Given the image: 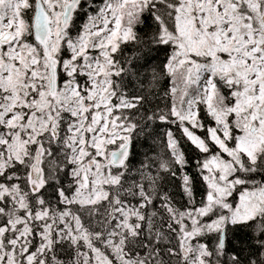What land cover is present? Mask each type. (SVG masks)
Returning <instances> with one entry per match:
<instances>
[{
	"label": "snow or ice",
	"instance_id": "snow-or-ice-1",
	"mask_svg": "<svg viewBox=\"0 0 264 264\" xmlns=\"http://www.w3.org/2000/svg\"><path fill=\"white\" fill-rule=\"evenodd\" d=\"M0 264H264V0H0Z\"/></svg>",
	"mask_w": 264,
	"mask_h": 264
},
{
	"label": "trees",
	"instance_id": "trees-1",
	"mask_svg": "<svg viewBox=\"0 0 264 264\" xmlns=\"http://www.w3.org/2000/svg\"><path fill=\"white\" fill-rule=\"evenodd\" d=\"M125 57L136 63L137 68L140 71V80L143 81L141 85L139 82L131 85L129 87V94L145 95L152 101V103L147 104L146 107L154 108L158 103L160 107H163L164 102L162 100H157L156 97L162 94L163 88L166 86V82L161 80L159 83L154 84L152 80L153 72H159L165 59L168 55L167 51L163 48L158 51L148 52L147 49L134 48L129 46L125 51ZM166 125H155V135L149 142H145L143 139L137 145V161L144 158L146 153L149 156H154L156 153L163 154V131ZM186 155L189 160L192 161L197 155L194 150L187 144H185ZM189 173L193 176V187L194 193L197 199H200L203 193V185L200 183L199 179L196 177L195 169L191 166L188 168ZM178 181L176 184L178 185ZM166 187L179 194V188L174 187L173 183L167 182ZM240 239H244L243 235H240Z\"/></svg>",
	"mask_w": 264,
	"mask_h": 264
}]
</instances>
